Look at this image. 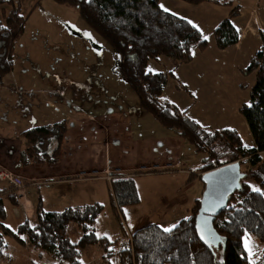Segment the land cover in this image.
Here are the masks:
<instances>
[{
  "label": "trees",
  "instance_id": "16d2710c",
  "mask_svg": "<svg viewBox=\"0 0 264 264\" xmlns=\"http://www.w3.org/2000/svg\"><path fill=\"white\" fill-rule=\"evenodd\" d=\"M56 1L75 10L112 47L117 71L138 96L140 107L152 114L160 127L173 132L204 155L192 175L201 181L203 173L229 163L249 166L242 170L245 177L240 182L241 188L229 196L227 207L214 219V228L223 240L219 247L209 248L198 238L195 228L200 207L198 199L191 215L180 220L170 231L157 225L135 231L130 243L126 241L125 247L119 250V264H252L250 256L264 254V34L262 46L242 70L244 75L255 74L249 102L240 108L251 135L248 145L237 129L202 127L187 115L186 110L166 99L165 87L169 80L176 79L173 70H149L150 62H158L160 56L182 65L192 62L193 50L208 48L209 41L189 21L162 9L159 0ZM185 1L229 6L227 17L213 31V37L220 50L238 43L239 33L233 21L241 16V6H234L233 1ZM1 5H8L11 10L0 21V84L14 69L16 45L25 32L28 17L38 4H34L27 16L22 15L20 1L0 0ZM68 126L66 120H61L23 131L24 148L13 167L57 164ZM166 172L172 171L135 170L114 174L110 181L111 204L117 218L120 220L128 208L140 204L137 178ZM16 190L0 191V220L6 216L3 198L13 206L19 205ZM103 209V205L92 204L45 211L39 202L33 225L25 221L13 232L0 222V263L5 258L7 236L21 245L27 242L32 248L49 254L56 264H82V252L91 246H101L106 256L112 258L117 243L99 236L95 229ZM72 224L82 232L77 242L69 236L68 229ZM246 238L252 239L260 249L249 254L244 247Z\"/></svg>",
  "mask_w": 264,
  "mask_h": 264
},
{
  "label": "rangeland",
  "instance_id": "374dc122",
  "mask_svg": "<svg viewBox=\"0 0 264 264\" xmlns=\"http://www.w3.org/2000/svg\"><path fill=\"white\" fill-rule=\"evenodd\" d=\"M15 1H20L24 16L29 14L35 3L38 6L28 17L25 32L16 45L14 69L4 78V83L0 84V122L5 124V121L1 119L3 111L12 112L14 115L13 123L9 128L4 127L0 130V166L14 172L8 165H13L15 158L18 159L20 151L24 148L23 130L40 126L42 123L39 121L42 117L51 115V113L53 118L61 119L70 118V115L85 117L89 114L97 116L99 113L114 112L119 120L127 119L132 124L130 130L134 132L133 135L130 134V141L133 142V151H137L136 143L138 142L140 157L149 158L151 148L147 144L146 137L154 133L159 134L156 129L160 125L152 114L145 112L140 107L138 96L120 76L112 47L75 10L56 0ZM230 1H233L234 6H241L244 15L249 14L253 7L259 5L258 11L261 15L259 18L261 20L264 18V0H221L222 3ZM159 4L162 9H167V12L189 21L199 29L204 39L207 37L205 40L208 41L213 40V31L230 11L229 6L215 2L195 4L185 0H159ZM10 10L8 5L0 6V21H2L3 15L8 14ZM258 34L261 39L262 34L259 32ZM194 53L193 50V62L182 64L181 68L174 72L177 74L176 81L178 83L169 80L165 88L167 98L175 100L182 108L193 104L187 114L191 118L198 116L209 124L220 125L221 129L232 127L242 133V122L245 121L240 114V108L249 102V92L255 83V74L244 75L242 73L244 67L239 70L237 76L234 73L233 65L231 66L230 59L226 58L223 61L218 58L220 63L217 62L219 65H216L210 54L211 51L199 53L196 56ZM158 60V62L154 60L150 63L149 70L153 72L171 71L172 67L177 66L175 62L164 56H160ZM226 61L231 64L227 63L223 66ZM182 68H187L188 75L186 76L191 81L194 80L196 71L200 73L198 79L201 84L193 87L199 96L197 99H191L185 88L178 90L180 88L178 84H182L183 76L181 75L184 73ZM24 92L25 95H21ZM80 112L84 114H80ZM169 133L173 132L169 131ZM243 137L249 145L251 140L247 139L245 135ZM178 138L180 137L178 136ZM180 140L186 144L181 156V161L185 165L177 162L170 166L169 163L167 168L178 172H181L182 169V172L186 171L188 175L178 174L170 177H189L191 175L189 173L195 172L204 158L203 154L197 153L182 138ZM123 142H128L126 137L123 138ZM156 148L159 149L158 144H156ZM124 150V146L113 149L112 158L124 156ZM129 156L131 155L129 154ZM168 160H172V158ZM248 168L247 165L242 166V169ZM168 169L158 168L157 170ZM137 171H147V169L140 168ZM128 172L131 171L118 172L114 170L112 173L110 172L109 181L116 173ZM15 174L17 173L15 172ZM191 176L193 179L196 178L195 175ZM167 181L168 179L159 180L158 184L153 186L154 189L163 192L168 187L175 186L171 180L169 183ZM23 182L25 188V178H23ZM196 183L198 181L183 186L185 196L190 198L195 191ZM0 187L4 188L2 184ZM26 188L29 194L37 200L39 188L34 185H29ZM11 189L13 187L5 185L6 193H9ZM139 189L142 191L143 186L139 185ZM176 189L178 190L179 187ZM18 190L20 191V189L16 191L18 192ZM4 207L6 216L0 222L16 232L18 226L24 222V218L15 214L13 210L16 206L13 207L7 199H4ZM106 213L100 220L103 230L108 232L115 225L121 227L119 223L123 222L122 217L119 220L110 209ZM146 213L145 208L140 212L141 215ZM166 228L171 229L172 227ZM77 229L79 228L75 224L69 226V236L74 242L78 241V232L80 236L82 235L81 230ZM131 237L132 234L126 236L128 243H130ZM5 241L6 254L0 264H56L49 254L32 248L27 242L21 245L11 236H7ZM246 241L244 239L245 245ZM246 248L250 250L247 245ZM85 255L86 252L81 258L82 262L85 261Z\"/></svg>",
  "mask_w": 264,
  "mask_h": 264
},
{
  "label": "crops",
  "instance_id": "0c3cea01",
  "mask_svg": "<svg viewBox=\"0 0 264 264\" xmlns=\"http://www.w3.org/2000/svg\"><path fill=\"white\" fill-rule=\"evenodd\" d=\"M258 7L259 5L253 7L251 12L247 15L242 13L241 8V16L233 21V25L237 28L239 33V41L237 44L220 50L215 45L213 38V40L209 41V46L205 51L195 50V56L199 53L202 54L211 51L210 54L216 65H219L217 63L219 62L217 60L218 58H221L219 60L223 61L226 58L230 59L232 64L226 61L223 63V66L230 63L231 66L233 65L234 73L238 76L239 70L247 67L253 54L257 52L263 44V40L262 38L260 39L258 32L264 34V18L262 17V20L259 18L261 15L258 11ZM193 61L194 59L192 62ZM178 68H181V64L171 69L175 72ZM183 70L184 73L181 75L183 76L181 79L182 84H178L180 87L178 90L182 89V86L185 85L189 97L191 99H197L199 96L196 94L193 87L194 85L201 84L198 79L200 73L196 71L194 73L196 74L195 78L191 81L189 77L186 76L188 75L187 68ZM175 77L177 79V74H175ZM176 79L174 81H176ZM21 95H25V92ZM164 97L170 102L177 104L181 110H186L187 114L189 109L193 106V104H190L186 106V108H182L178 102L167 98L166 90H164ZM82 113L83 112H80V114ZM52 115V113L51 115H44L39 121L42 123L40 126L56 123L63 119H65L69 125L62 143L60 160L56 165H34L25 169L14 168L13 165L8 163V166L14 170V173L16 172L22 179L25 178L26 182L25 188L17 192L19 205L15 207L10 202L9 203L15 207L13 210L15 214L23 217V221H28L30 225H33L36 221L35 207L39 202H42V207L45 211H62L66 208L92 204L103 205L104 209L97 218L95 229L99 236L106 237L109 241H115L117 243L114 255L112 258H108L101 246H91L82 252L81 258H83V254L86 252L85 261L82 262V264H119V250L125 247L127 241L126 236L133 234L138 229L150 225H157L164 230L168 229L166 227H172L171 229H173L180 220L191 215L196 200L201 197L203 183L197 177L191 179V175L196 172L189 173L191 174L189 177H170L178 174L188 175L186 171L182 172V169L181 172H178L177 170L167 168L169 163L170 166L177 164V162H180L183 166L185 165L184 162L181 161L185 144L177 135L157 127L156 130H158L159 134L154 133L146 137L147 144L150 145L152 153L150 152L149 158L145 159L141 158L138 154V142L136 143L137 151H133V142L130 141V134L133 135L134 132L130 130L132 124L129 123L127 119L119 120L114 112H109L107 114L99 113L97 116L89 114L85 117L81 115H70V118L66 117L61 119L53 118ZM13 117L14 115H12V112L6 113V111H3L1 119L5 121V124L0 122V130L4 127L9 128L13 123ZM192 119L197 121L202 127H210L216 130L222 128L220 125L215 126L209 124L198 116ZM242 124L243 129L241 130V134L251 140L247 123L242 122ZM124 137L127 138L128 142H123ZM156 144H158L159 149L156 148ZM121 146L125 148L124 156L112 158L113 149H117ZM129 154L131 156L128 157ZM170 158H172V160H168ZM140 168L145 170L164 168L172 172H166L157 176H143L137 179L136 186L139 190L140 204L128 208L125 214L121 216L123 219V222L119 223L121 227L115 225L106 232L102 229L100 220L107 214L106 212L108 209H110L112 214H115L111 205L110 172L112 173L114 170L118 172L137 171L140 170ZM163 179H168L167 183L171 180L175 183V186L171 188L168 187L163 192L155 190L153 186L157 185L158 181ZM197 181L198 183H196L194 193L191 194L190 198L185 196L183 186H187L190 182ZM0 184L4 186V188L0 187V191L2 192L5 190L6 184L3 182H0ZM29 185H34L39 188L37 200L29 194L26 188ZM139 185L143 186L142 191L139 189ZM178 187L179 189L177 190L176 188ZM180 190L182 191L179 192ZM4 199L6 198H3V203ZM34 200L36 201L35 205ZM144 208L147 213L141 215L140 212ZM78 235L79 239V237H81L79 232ZM24 240L26 241L25 237ZM246 240V245L250 247V250L246 248L245 243L244 247L249 254L254 250L260 249L259 245L252 239L246 238Z\"/></svg>",
  "mask_w": 264,
  "mask_h": 264
},
{
  "label": "water",
  "instance_id": "95a60500",
  "mask_svg": "<svg viewBox=\"0 0 264 264\" xmlns=\"http://www.w3.org/2000/svg\"><path fill=\"white\" fill-rule=\"evenodd\" d=\"M239 162L229 163L202 174L205 188L195 217V228L200 241L209 248H217L223 240L213 222L228 205L229 196L241 188L245 177Z\"/></svg>",
  "mask_w": 264,
  "mask_h": 264
},
{
  "label": "built area",
  "instance_id": "2783aa9c",
  "mask_svg": "<svg viewBox=\"0 0 264 264\" xmlns=\"http://www.w3.org/2000/svg\"><path fill=\"white\" fill-rule=\"evenodd\" d=\"M0 182H3L8 187H13L15 189H23L24 182L23 179L15 174L12 170L0 166ZM131 247V245H130ZM252 264H264V254L256 257V255L250 256ZM133 264V263H128Z\"/></svg>",
  "mask_w": 264,
  "mask_h": 264
},
{
  "label": "snow or ice",
  "instance_id": "6c2138e0",
  "mask_svg": "<svg viewBox=\"0 0 264 264\" xmlns=\"http://www.w3.org/2000/svg\"><path fill=\"white\" fill-rule=\"evenodd\" d=\"M167 11V9H165ZM205 39H207V37H205ZM171 229H165V231H170Z\"/></svg>",
  "mask_w": 264,
  "mask_h": 264
}]
</instances>
